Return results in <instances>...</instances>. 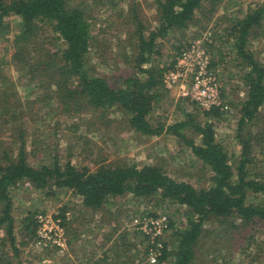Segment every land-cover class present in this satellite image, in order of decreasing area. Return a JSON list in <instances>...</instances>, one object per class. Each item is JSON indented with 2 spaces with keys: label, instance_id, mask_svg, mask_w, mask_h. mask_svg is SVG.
Returning a JSON list of instances; mask_svg holds the SVG:
<instances>
[{
  "label": "rangeland",
  "instance_id": "1",
  "mask_svg": "<svg viewBox=\"0 0 264 264\" xmlns=\"http://www.w3.org/2000/svg\"><path fill=\"white\" fill-rule=\"evenodd\" d=\"M72 2L84 6L90 14L95 39L89 54L90 67L104 76L111 86L121 85L123 76L132 72L133 41L128 39V27L122 24L125 15L129 14L127 6L134 3L147 26H155L153 1ZM259 5L264 6V0H218L213 7L206 2L200 13L196 14L193 24L182 31H173L158 38L159 53L154 62L164 69L174 63L177 53L189 41L210 31L211 41L207 45L210 66L217 75L221 95L230 110H218L219 116H208L192 101L177 96V91L169 92L157 86L151 91L155 97L148 114L153 126L166 128L181 121L189 122L190 119L203 123L210 118L215 139L225 147L230 161L235 163L239 159L240 145L236 134L239 103L246 91L243 82L246 68L236 54L228 29ZM5 22L7 26H0V56L10 60L12 39L18 31L19 18L10 15ZM250 30L247 46L259 62H264V18L260 25L252 26ZM130 35L133 37L132 33ZM49 36V31L43 29L41 37H48L47 47H56V41ZM42 54L45 55L43 51ZM7 73L16 81V91L21 101H31L21 111L24 112L28 160L32 165L55 158L62 161L70 159L74 164L87 165L91 169L101 160L118 164L132 162L139 166L157 164L172 178L188 181L196 188L207 185L208 170L184 140L172 133L164 130L155 136L139 134L130 129L127 118L114 109L104 117L99 111L90 113L87 109L82 112L63 111L61 104L22 78L14 65L9 67ZM14 128V125H3L0 119V148L13 147ZM246 128V132L256 134L251 141L249 168L264 179V105L253 123L247 124ZM180 131L187 138L199 142L197 132L190 125ZM10 194L12 215L16 221L27 212H50L59 216L64 207L68 212V215L64 213V218L70 217L69 223L64 224V246H57L51 241H46L44 245L43 241L38 243L35 238L29 240L28 236H22L23 232L17 226L19 253L11 264H147L146 239L137 232L127 230L131 217L144 213L169 215L173 226L165 236L167 249L171 247V235L185 227L188 217L187 208L183 205L153 197L137 199L131 194L113 198L98 211L102 214L100 218L94 215V211L85 208L81 198L68 189L35 190L19 183ZM259 199V194L248 197L249 202ZM227 223L228 229L225 222L215 217L205 222L204 232L194 246L192 264H264V221L243 223L238 220L233 224L231 221ZM3 235L0 230V237Z\"/></svg>",
  "mask_w": 264,
  "mask_h": 264
},
{
  "label": "trees",
  "instance_id": "2",
  "mask_svg": "<svg viewBox=\"0 0 264 264\" xmlns=\"http://www.w3.org/2000/svg\"><path fill=\"white\" fill-rule=\"evenodd\" d=\"M152 1L155 26H147L134 3L127 6L129 14L122 24L133 34V37L128 34L129 41H133L132 72L123 76L121 85L111 86L104 76L90 67L89 54L95 39L90 14L84 6L72 0H0V26H7L5 18L10 15L19 18L10 60L0 56V119L3 125L15 127L13 147L0 148V230L4 233L0 237V264H11L18 256L17 226L22 236L36 239L35 213L27 212L18 221L12 215L10 192L19 183H28L35 190H71L81 198L85 208L94 212L113 198L126 194L137 199L153 197L185 206L186 225L171 235L170 249L165 243L158 264H192L194 246L211 217L225 222L227 229L228 221L232 224L238 220L243 223L264 221V179L249 168L251 141L256 134L246 132L247 124L253 123L264 105V62H259L247 46L250 29L260 25L264 18V6L249 11L228 29L236 54L246 68L243 74L246 91L239 103L236 134L240 153L233 163L225 147L215 139L210 118L203 123L185 120L166 128L153 126L148 120L155 97L151 91L161 86L163 73L173 65L164 69L155 65L158 38L186 29L195 22L196 14L206 2L213 7L218 0ZM43 29L49 31L56 47H47L48 37H41ZM11 65L41 93L61 104L63 111L87 109L90 113L99 111L104 117L114 109L122 113L130 129L139 134L155 136L166 130L184 140L208 170L207 185L196 188L188 181L172 178L157 164L139 166L132 162L118 164L101 160L91 169L87 165L74 164L70 159L55 158L32 165L28 160L24 112L21 111L31 101L22 102L18 97L16 81L7 73ZM218 110L213 108L205 114L219 116ZM188 125L197 132L198 143L180 131ZM251 194H259L261 199L249 202ZM60 212L64 227L69 223V219L64 218L65 207Z\"/></svg>",
  "mask_w": 264,
  "mask_h": 264
},
{
  "label": "built area",
  "instance_id": "3",
  "mask_svg": "<svg viewBox=\"0 0 264 264\" xmlns=\"http://www.w3.org/2000/svg\"><path fill=\"white\" fill-rule=\"evenodd\" d=\"M211 35L212 33L207 31L189 41L188 45L177 53L172 67L161 77V86L166 91H177V96L192 101L203 113L213 108L230 110L221 95L217 75L210 66L207 45L211 41ZM66 214L68 215L67 212ZM34 219L37 223L38 243L43 241L46 245V241H51L57 246H64L66 239L60 216L40 212L34 215ZM172 226L171 218L166 213H144L132 216L129 220L127 230L139 233L148 243L147 264H158L166 243L165 236L169 234Z\"/></svg>",
  "mask_w": 264,
  "mask_h": 264
},
{
  "label": "crops",
  "instance_id": "4",
  "mask_svg": "<svg viewBox=\"0 0 264 264\" xmlns=\"http://www.w3.org/2000/svg\"><path fill=\"white\" fill-rule=\"evenodd\" d=\"M68 213V212H67ZM94 213V215L95 216H99V218L100 217H102V214L101 213H99L98 211L97 212H93ZM98 214H100V215H98ZM68 219L70 218V217H67ZM72 221V219H70V222ZM73 223V222H72ZM81 231H83V230H81Z\"/></svg>",
  "mask_w": 264,
  "mask_h": 264
}]
</instances>
